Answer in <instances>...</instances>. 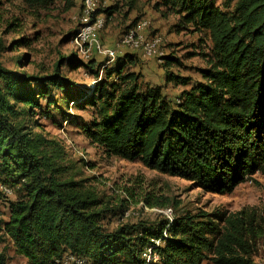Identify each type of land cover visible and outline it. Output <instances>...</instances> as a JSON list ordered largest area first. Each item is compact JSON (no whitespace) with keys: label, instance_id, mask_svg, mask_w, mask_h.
<instances>
[{"label":"trees","instance_id":"obj_1","mask_svg":"<svg viewBox=\"0 0 264 264\" xmlns=\"http://www.w3.org/2000/svg\"><path fill=\"white\" fill-rule=\"evenodd\" d=\"M20 1L40 11L57 0ZM165 4L183 23L207 31L212 44L204 81L175 101L127 70L134 64L129 53L112 68L64 57L51 74L35 76L0 65V185L19 194L0 232L28 264H58L66 254L90 264H146L142 255L151 239L163 240L155 248L159 262L152 264H254L255 249L259 243L264 247V216L256 209L200 210L152 229L125 225L106 231L102 222L109 209L67 176L64 148L30 121L44 99L61 110L58 92L64 105L78 98L96 110L86 136L108 156L140 162L217 195L232 194L256 175L264 178V0H234L233 7L229 0ZM116 11L105 10L109 16ZM18 22L8 28H18ZM63 64L73 71L84 68L96 82L92 91L64 76ZM180 80L188 85V79ZM0 264H9L1 251Z\"/></svg>","mask_w":264,"mask_h":264},{"label":"rangeland","instance_id":"obj_2","mask_svg":"<svg viewBox=\"0 0 264 264\" xmlns=\"http://www.w3.org/2000/svg\"><path fill=\"white\" fill-rule=\"evenodd\" d=\"M99 1L100 12L106 22L101 34L105 47H114L122 33L142 20L150 24L145 33L147 37L158 35L164 39V63L141 53H129L134 57V64L127 70L140 75L145 86L160 87L164 95L175 101L182 91L204 81L202 73L210 68L209 60L212 58V44L207 31L183 23L181 14L167 6L166 0ZM229 1L233 7L234 0ZM217 6L221 7V4ZM81 8L82 0H57L40 11L27 9L20 0H0V65L18 74L26 72L35 76L51 74L61 58H74L76 53L72 40L79 26ZM110 8H117V11L109 16L105 10ZM17 20L18 28L9 29V24ZM24 38L27 42L19 44L18 41ZM25 55L29 56L27 61ZM123 56L109 62L102 56L93 55L92 60L112 68ZM62 73L75 81L78 87L90 91L96 84L86 75L84 68L73 71L68 64H63ZM182 78L189 80L187 86H182ZM55 93L59 96L57 101L61 110L48 106L44 99L42 108L37 109L36 116L30 121L33 125L39 123L36 132L57 141L64 148L66 156L63 162L70 169L67 176L92 191L101 207L109 209L102 222L106 231L125 225L152 229L164 220L168 221L154 212L163 208L172 209V218L186 213L196 214L200 210L236 213L243 209H256L264 216V178L261 176L256 175L241 184L232 194L217 195L205 193L180 178L149 170L140 162L130 163L108 156L102 148L91 144L86 136L96 110L82 106L84 102L78 98L64 105L62 101L66 98L61 100V94ZM43 110L49 118H45ZM18 195V192L10 196L0 192V221H7L10 204L17 200ZM156 201L167 204L159 207L154 204ZM0 251L9 264H28L1 232ZM253 261L254 264H264L262 243L255 249ZM203 264L212 263L205 261Z\"/></svg>","mask_w":264,"mask_h":264},{"label":"built area","instance_id":"obj_3","mask_svg":"<svg viewBox=\"0 0 264 264\" xmlns=\"http://www.w3.org/2000/svg\"><path fill=\"white\" fill-rule=\"evenodd\" d=\"M99 0H82V8L78 19V29L72 40V46L76 56L81 61L92 60L93 55H99L109 62L128 53H141L147 58L157 59L163 63L166 55L164 53L165 41L158 35L147 37L146 31L150 24L142 20L137 22L133 27L122 33L114 47L107 48L101 41V34L105 29V17L100 12ZM0 192L6 196L12 195V190L4 185H0ZM155 213L164 216L170 223L174 218L172 209H156ZM166 238V232H164ZM163 240L151 239V244L147 246L142 258L146 264L159 262V256L155 248L162 246ZM58 264H90L85 258L76 257L70 254L64 255L57 261Z\"/></svg>","mask_w":264,"mask_h":264}]
</instances>
